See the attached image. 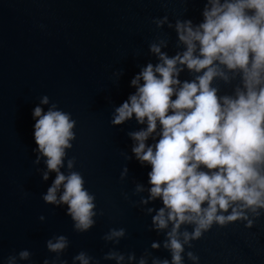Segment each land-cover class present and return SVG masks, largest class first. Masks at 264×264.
I'll return each instance as SVG.
<instances>
[{
    "label": "water",
    "instance_id": "1",
    "mask_svg": "<svg viewBox=\"0 0 264 264\" xmlns=\"http://www.w3.org/2000/svg\"><path fill=\"white\" fill-rule=\"evenodd\" d=\"M203 7L201 0H0V264L25 249L31 259L17 264L52 261L55 254L47 251L45 241L58 235L70 241L62 254L68 264L80 251L100 264H115L103 260L113 248L125 255L135 252L137 258L148 250L170 259L163 248L152 252L151 243L164 237L149 231L151 217L133 194L136 183L149 186L151 167L136 160L128 136L143 126L135 118L115 127L110 121L114 108L135 91L132 78L149 61L157 62L148 54V45L167 36L165 51L169 55L177 51L175 32L167 25L157 29L152 20L167 15L172 23L176 19L199 23ZM121 70L118 80L114 73ZM187 78V72L181 75L182 80ZM231 89L221 85V94ZM44 95L77 122L68 158L75 157V170L95 194L98 213L95 227L84 234L73 230L67 206L41 199L55 179L51 173L43 181L37 171L45 170L43 160L33 164L37 145L32 113ZM124 166L128 178L121 181ZM161 206L157 200L146 207ZM41 215L46 217L43 223ZM111 228L126 230L118 245L101 239ZM189 250L200 257L199 264H264V216L251 230L241 222L225 228L214 225ZM184 264H192L186 255Z\"/></svg>",
    "mask_w": 264,
    "mask_h": 264
},
{
    "label": "clouds",
    "instance_id": "2",
    "mask_svg": "<svg viewBox=\"0 0 264 264\" xmlns=\"http://www.w3.org/2000/svg\"><path fill=\"white\" fill-rule=\"evenodd\" d=\"M201 2L199 23L191 19L172 23L167 15L152 20L157 29L167 25L175 32L177 51L173 55L165 51L167 36H158L148 45V54L157 62L149 61L132 78L135 91L114 108L110 121L115 127L135 118L143 126L128 136L136 160L151 167L149 186L136 183L133 194L151 217L149 231L164 237L151 243L152 252L163 248L170 259L148 250L137 258L135 252L125 255L113 248L103 256L105 261L184 264L186 255L192 264H199L200 257L186 248L192 249L193 242L214 225L225 228L241 222L251 230L264 216V0ZM185 72L190 78L182 80ZM114 75L119 80L123 71ZM221 85L232 86L231 92L221 94ZM39 101L32 113L37 145L33 164L43 160L45 170L37 167L43 181L55 173L41 199L48 205L67 206L73 230L87 233L95 227L98 213L95 194L75 170V157L68 158L77 122L71 113L50 103L47 95ZM128 171L122 168L121 181L128 178ZM124 198L128 200L127 194ZM157 200L161 207H146ZM39 220L43 223L46 217L41 215ZM125 237L124 228H111L101 239L118 245ZM45 246L55 257L44 259L43 264H68L62 259L70 247L65 235L47 239ZM31 255L21 250L10 254L6 264L28 261ZM72 264L100 261L80 251Z\"/></svg>",
    "mask_w": 264,
    "mask_h": 264
}]
</instances>
